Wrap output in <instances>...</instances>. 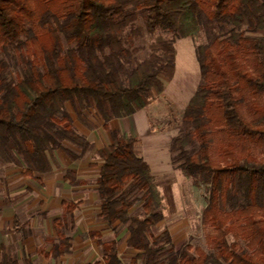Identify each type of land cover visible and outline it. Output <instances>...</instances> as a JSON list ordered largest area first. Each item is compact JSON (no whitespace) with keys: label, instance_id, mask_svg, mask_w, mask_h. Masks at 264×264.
Returning a JSON list of instances; mask_svg holds the SVG:
<instances>
[{"label":"trees","instance_id":"obj_1","mask_svg":"<svg viewBox=\"0 0 264 264\" xmlns=\"http://www.w3.org/2000/svg\"><path fill=\"white\" fill-rule=\"evenodd\" d=\"M206 24L232 28L198 45L202 82L182 116L189 130L170 147L174 166L204 189L209 251L176 249L169 230L155 232L165 219L157 177L137 138L109 127L175 76V39L158 32L197 37ZM145 33L156 36L139 58ZM90 109L112 139L97 151L100 217L115 232L98 240L106 264H126L118 225L137 250L130 264H264V0H0V159L29 175L57 167L58 149L82 159L92 142L73 114L85 121ZM65 179L82 183L74 168ZM75 207L56 219L53 257L72 251L62 228ZM0 264L18 263L4 255Z\"/></svg>","mask_w":264,"mask_h":264},{"label":"crops","instance_id":"obj_2","mask_svg":"<svg viewBox=\"0 0 264 264\" xmlns=\"http://www.w3.org/2000/svg\"><path fill=\"white\" fill-rule=\"evenodd\" d=\"M141 110L131 118H114L109 127L133 136H136L134 131L137 128L145 133L147 117ZM73 117L77 129L92 142L91 150L82 159L73 161L63 149H58V166H53L49 173L33 175L25 173L26 167L0 163L4 172L0 178V262L5 255L9 261L18 264H106L98 240L111 241L115 232L100 217L101 201L96 182L101 159L97 151L111 143V134L104 122L88 111L85 121L75 114ZM146 143L137 140L136 151L151 169L170 165L171 157L167 149L151 148ZM71 168L76 170L77 178L82 181L80 185H72L65 179L67 169ZM71 204L76 205L73 218L68 214V225L62 230L71 238L72 251L53 257L51 249L53 242L58 241L59 233L56 219L67 215ZM120 227L117 226L120 257L131 262L137 250L128 247V233L120 240L124 233V230L119 231ZM170 233L176 249H179L185 237L183 227L170 230Z\"/></svg>","mask_w":264,"mask_h":264},{"label":"rangeland","instance_id":"obj_3","mask_svg":"<svg viewBox=\"0 0 264 264\" xmlns=\"http://www.w3.org/2000/svg\"><path fill=\"white\" fill-rule=\"evenodd\" d=\"M231 28V26L206 24L197 37L180 38H175L173 33L170 32L162 30L158 32L175 39L179 54L177 71L173 78H163L165 82L164 91L161 94L153 92L148 99L147 106L142 108L143 111L140 109L147 117L146 132H141L138 128L134 131L138 141H142L143 144L148 142L151 148L167 149L171 157L169 166L164 164L160 169L152 168L161 192L165 196V219L156 227L155 232L158 234L166 229L175 231L183 227L185 233L183 244L190 242L206 251H209L210 248L205 239V229L201 220L202 209L205 206L204 189L199 188L193 178H190L183 170L174 166L170 145L173 136L189 130V126L183 122L182 116L191 96L202 82L197 56L198 45L207 43L215 36L229 34ZM155 36L145 33L142 38L137 40L136 46L140 48L137 55L139 58L147 56L149 52L148 45ZM88 112L93 117H98L94 110L90 109ZM131 117L132 115H130ZM89 123L93 124L92 121H89ZM146 135H149V137H145ZM0 163L10 164L3 162L1 159ZM3 174V170L0 169V178ZM132 210L134 214L138 215L142 212L139 203ZM120 230H124V233L120 236V240H122L128 232L123 225H121ZM230 240H232V237ZM124 262L130 264L128 261ZM138 264H144V262L139 261Z\"/></svg>","mask_w":264,"mask_h":264}]
</instances>
